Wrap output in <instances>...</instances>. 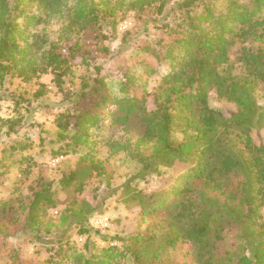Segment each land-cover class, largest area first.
<instances>
[{
    "label": "trees",
    "instance_id": "16d2710c",
    "mask_svg": "<svg viewBox=\"0 0 264 264\" xmlns=\"http://www.w3.org/2000/svg\"><path fill=\"white\" fill-rule=\"evenodd\" d=\"M170 1L0 0V88L8 76L30 80L46 73L60 88L71 60L87 63L78 47L64 54L38 28L52 17L63 19L65 33L92 28L126 4L159 15ZM173 1L184 11L178 21L161 25L164 36L138 56L140 72L125 74L121 95H102L94 111L58 115L62 153L93 148L90 128L108 113L112 123L138 131L133 142L106 141L111 155L122 151L139 164L122 185L136 229L118 238L120 245L74 254V264H264V142L253 134L264 128V0ZM43 88L33 96L43 95ZM211 94L233 108L211 107ZM24 147L10 144L8 153ZM80 164L62 176L63 188L81 194L91 179L109 188L107 166L90 150ZM168 169L172 173L156 190L138 187L137 180ZM7 203L0 204L2 218ZM52 204L44 185L34 192L28 217L37 222ZM96 210L89 200L74 198L61 222L82 226ZM11 258L23 264L16 252Z\"/></svg>",
    "mask_w": 264,
    "mask_h": 264
},
{
    "label": "rangeland",
    "instance_id": "374dc122",
    "mask_svg": "<svg viewBox=\"0 0 264 264\" xmlns=\"http://www.w3.org/2000/svg\"><path fill=\"white\" fill-rule=\"evenodd\" d=\"M173 2L159 15L152 8L139 11L126 4L115 16L84 30L62 33L64 23L58 16L38 26L45 28L49 41L63 46L64 54L69 47H78L77 54H85L87 63H80L79 58L71 60V73L63 77L60 88L50 73L30 80L8 76L0 88V204L8 201L4 217L0 214V264H11L14 252L23 264H74V254L88 255L90 251L120 245L118 238L136 229L135 210L125 205L122 185L139 164L122 151L111 155L106 141L129 138L133 142L137 127L124 129L112 123L108 113L90 128L95 140L93 148L83 146L78 152L62 153V142L56 139L57 118L74 110L94 111L93 102L102 95H121L119 88L125 74L140 72L138 56H145L146 46L155 45L164 36L161 25L178 21L184 11L174 7ZM43 86L44 94L34 97V91ZM209 105L224 112L233 108L214 94L210 95ZM106 109L110 112L111 107ZM253 134L255 141L264 142V128ZM14 143L26 147L9 154V146ZM89 150L106 164L109 188L92 179L81 194L72 187L63 188L62 176L80 168V158ZM23 156L26 159L22 161ZM171 173L168 169L164 175L137 180L138 187L146 192L156 190ZM44 185L49 188L53 204L45 205L38 221L32 222L28 205L34 192ZM74 198H85L97 206L82 226L71 219L61 222V215Z\"/></svg>",
    "mask_w": 264,
    "mask_h": 264
}]
</instances>
